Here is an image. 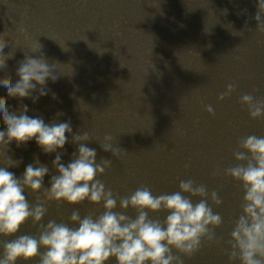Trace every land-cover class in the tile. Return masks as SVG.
<instances>
[{"label": "trees", "instance_id": "trees-1", "mask_svg": "<svg viewBox=\"0 0 264 264\" xmlns=\"http://www.w3.org/2000/svg\"><path fill=\"white\" fill-rule=\"evenodd\" d=\"M258 0H0V38L5 37L7 68L0 78L18 79V63L26 56L43 54L61 71L56 82L47 81L48 95L36 103L11 98L0 86L10 111L27 105L30 117L45 123L71 122L73 134L87 131L94 140L97 159L113 165L98 178L124 196L141 184L154 194L178 190L181 179L217 190L223 203L212 205L224 223L215 229L219 242H205L184 264H240L226 250L233 221L240 214L243 191L238 181L222 170L235 163L233 150L240 137L264 135V117L253 119L239 102L243 93L264 98V32L254 19ZM245 21H248L245 25ZM38 40L40 53L25 40ZM16 42V43H15ZM5 57L0 56V60ZM229 83L238 85L223 100L219 94ZM39 87V86H38ZM212 105L215 114L206 110ZM0 116V130H4ZM106 133L126 151L120 159L101 149ZM61 160L67 164L78 145L72 134ZM8 155L22 161L10 170L19 178L38 159L49 168L44 186L56 174V153H44L35 139L19 147L8 145ZM0 167H8L0 158ZM219 174H213L216 169ZM35 203L37 195L24 193ZM194 200L200 199L194 197ZM211 203V200H209ZM49 219L74 222L68 217L79 209L83 217L100 214L101 204L47 202ZM119 211L120 209L117 208ZM135 216V210H126ZM163 219L167 213H150ZM38 235L29 219L16 235ZM14 237L0 236V240ZM175 251V250H174ZM2 252V248H0ZM38 257L17 264H37ZM105 264H117L110 258Z\"/></svg>", "mask_w": 264, "mask_h": 264}, {"label": "clouds", "instance_id": "clouds-1", "mask_svg": "<svg viewBox=\"0 0 264 264\" xmlns=\"http://www.w3.org/2000/svg\"><path fill=\"white\" fill-rule=\"evenodd\" d=\"M254 19L257 29L264 32V0H258ZM21 31L35 50L33 53H40L39 41L27 35L26 29ZM7 45L5 37L0 38V56L5 57L0 60V70L7 68L8 58L3 51ZM58 69L42 53L35 58L26 56L18 63V79L13 82L9 77L0 78V86L6 89L8 97L36 103L48 95L47 81L59 79ZM237 87L229 83L218 99L230 96ZM239 102L247 107L253 119L264 117V98L243 93ZM205 107L215 114L212 105ZM28 111L27 105L19 111H10L6 98L0 96V116L6 126L0 130V158L8 165L0 167V236L14 237L0 240V264H17L18 260L37 257V264H105L110 258H115L117 264H184L183 257L195 255L205 242L219 243L223 239L215 231L224 223L223 217L212 207L223 203L217 190L209 191L205 184L193 179H181L178 190L170 193L156 195L141 184L121 196L98 178L113 161L106 158L98 161L97 150L88 145L94 139L87 131L73 134L70 121L45 123L40 116L30 117ZM66 133L72 134V143L78 147L64 164L58 150L68 143ZM32 139L44 153H56L52 160L56 174L51 175L49 187L44 186L49 168L38 159L29 163L19 178L10 170L22 161L8 155V145L15 142L19 147ZM115 139L112 133H106L98 143L103 151L120 159L126 151L113 142ZM233 156L235 163L222 172L239 182L243 195L226 254L229 260L238 259L240 264H264V135L240 137ZM220 172L217 168L213 174ZM27 189L40 193L35 203L26 198ZM49 201L73 205L88 201L101 204L104 210L82 217L79 209H74L68 217L73 226L55 219L42 223ZM129 208L135 210L134 217L127 214ZM159 212L167 215L163 219L150 215ZM29 219L38 224V235H16Z\"/></svg>", "mask_w": 264, "mask_h": 264}]
</instances>
